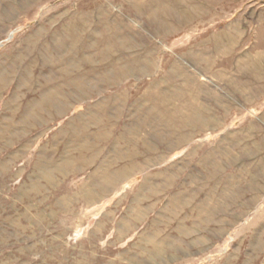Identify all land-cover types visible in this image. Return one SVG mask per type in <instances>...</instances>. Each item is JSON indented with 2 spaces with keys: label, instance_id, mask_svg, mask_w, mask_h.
I'll return each mask as SVG.
<instances>
[{
  "label": "rangeland",
  "instance_id": "rangeland-1",
  "mask_svg": "<svg viewBox=\"0 0 264 264\" xmlns=\"http://www.w3.org/2000/svg\"><path fill=\"white\" fill-rule=\"evenodd\" d=\"M263 178L264 0H0V264H264Z\"/></svg>",
  "mask_w": 264,
  "mask_h": 264
},
{
  "label": "crops",
  "instance_id": "crops-1",
  "mask_svg": "<svg viewBox=\"0 0 264 264\" xmlns=\"http://www.w3.org/2000/svg\"><path fill=\"white\" fill-rule=\"evenodd\" d=\"M255 170L256 169H254L253 170V173H254V175H257V171L255 172ZM258 178V181H260V179H261V176L260 177H257ZM256 179V178H255ZM264 179V178H263ZM259 187H260V184L258 185V189H259ZM62 210H71V211H78L76 208H65V207H63L62 206ZM100 226H95L93 229H91L90 231H86V229L84 228V229H82V228H80V230H79V232H82L83 234H90V235H97L98 234V232H99V230H100ZM73 230V231H72ZM71 233V234H70ZM72 233H74V228L71 226V227H64V226H62V230H61V234L63 235V236H70V235H72Z\"/></svg>",
  "mask_w": 264,
  "mask_h": 264
},
{
  "label": "bare ground",
  "instance_id": "bare-ground-1",
  "mask_svg": "<svg viewBox=\"0 0 264 264\" xmlns=\"http://www.w3.org/2000/svg\"><path fill=\"white\" fill-rule=\"evenodd\" d=\"M69 89L71 90V91H73L75 94L78 92V90L77 89H74L73 88V83H70L69 84ZM125 168V167H124ZM123 169V168H122ZM124 174H126V170L124 171V170H122V172H120V175H124Z\"/></svg>",
  "mask_w": 264,
  "mask_h": 264
}]
</instances>
